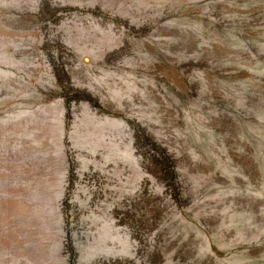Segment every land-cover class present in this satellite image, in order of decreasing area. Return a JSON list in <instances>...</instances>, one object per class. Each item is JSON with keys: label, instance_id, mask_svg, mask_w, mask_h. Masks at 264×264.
<instances>
[{"label": "rangeland", "instance_id": "1", "mask_svg": "<svg viewBox=\"0 0 264 264\" xmlns=\"http://www.w3.org/2000/svg\"><path fill=\"white\" fill-rule=\"evenodd\" d=\"M0 264H264V0H0Z\"/></svg>", "mask_w": 264, "mask_h": 264}]
</instances>
